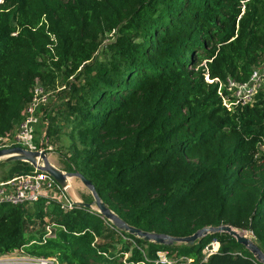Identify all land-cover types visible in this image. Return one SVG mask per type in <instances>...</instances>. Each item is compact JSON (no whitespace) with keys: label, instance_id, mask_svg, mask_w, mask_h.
<instances>
[{"label":"trees","instance_id":"trees-1","mask_svg":"<svg viewBox=\"0 0 264 264\" xmlns=\"http://www.w3.org/2000/svg\"><path fill=\"white\" fill-rule=\"evenodd\" d=\"M263 60L264 0H2L0 138L22 121L37 81L64 72L68 95L43 118L49 141L70 128L61 168L84 174L132 226L185 237L231 225L264 251V90L234 111L219 93ZM8 163L23 168L2 179L34 170ZM214 236L220 249L204 260ZM15 251L62 264H263L227 232L169 246L44 197L0 203V257Z\"/></svg>","mask_w":264,"mask_h":264},{"label":"built area","instance_id":"built-area-1","mask_svg":"<svg viewBox=\"0 0 264 264\" xmlns=\"http://www.w3.org/2000/svg\"><path fill=\"white\" fill-rule=\"evenodd\" d=\"M1 2L2 0H0ZM263 90L264 60L245 81L229 77L227 80L219 82V93L223 99V104L232 111L254 104L258 94ZM40 92L42 91L36 84L34 96L24 109L22 121L16 131L0 138V149L18 145L26 149L46 150L49 153L54 150L44 134L38 140L41 147L37 149L35 144L34 129L38 120L37 115L41 105L48 101V98H40ZM43 197L57 201L64 209L73 208L74 205L78 204V201L69 195V189H64L51 175L36 167L29 173H20L11 178L0 180V203L8 202L13 205H22L37 202ZM51 235L52 229L47 227V234L44 237ZM220 246L219 238L214 236L202 251L204 260H208L212 254L220 249ZM18 252L21 255L17 257L14 254V257L3 255L5 257L2 258L1 256L0 264H62L55 256H35L26 254L24 251H15V253ZM163 253H160L161 261L172 263L167 258V254ZM127 256L128 254H126ZM187 261L191 263L193 259L188 258Z\"/></svg>","mask_w":264,"mask_h":264},{"label":"water","instance_id":"water-1","mask_svg":"<svg viewBox=\"0 0 264 264\" xmlns=\"http://www.w3.org/2000/svg\"><path fill=\"white\" fill-rule=\"evenodd\" d=\"M50 154L51 153L46 150L26 149L18 145L0 149V159L3 158L7 162L15 160L28 162L29 164L38 168L40 171L51 175L66 190L70 189L74 178H79L90 189L93 195V201L85 202L81 200L78 201V204L87 209L97 208L104 218L110 220L120 230L134 234L135 236L143 238L147 241L162 243L169 246H172L176 243H187L193 245L196 240L204 237L208 233L214 234L217 232H227L234 236L240 244L245 245L255 255L256 259L264 264V251L261 249L258 243L248 234H242L231 225L204 227L195 232L193 235L185 237H176L155 231H145L130 225L101 199L95 185L91 180H89L79 171H68L61 168L51 160ZM250 233L253 234L252 232Z\"/></svg>","mask_w":264,"mask_h":264},{"label":"rangeland","instance_id":"rangeland-1","mask_svg":"<svg viewBox=\"0 0 264 264\" xmlns=\"http://www.w3.org/2000/svg\"><path fill=\"white\" fill-rule=\"evenodd\" d=\"M114 39L113 33L112 34H108L105 37V41L103 42V44H105L106 42H109L111 40ZM105 45H103L102 47H104ZM55 78L54 79H47L44 82L42 80H38L37 81V87L41 89L42 92H40V98L41 97H45L48 98L47 102L43 103L41 105V109L38 112L37 115V122L35 124V129H34V139L36 141L40 140L41 136L43 135L44 132V126H43V118L45 119L44 116H46V112L47 110L54 108L55 106H57V104H60L61 102H63L66 98V96L68 95V92H66L65 90V75L64 72H58L55 70ZM51 101H54L53 103L50 104ZM54 104H56L54 106ZM60 107V106H59ZM59 109H57L58 111ZM52 111V110H51ZM56 111V112H57ZM61 125V122L57 121V127ZM18 126L16 127L15 131L17 130ZM70 131L69 127H63L61 132H59L58 134H54L50 136V145H52L54 147V150L51 151L50 157L51 160L54 161L57 165H59L60 167H65L66 166V156H69L72 152V144L74 143L73 140L70 138V136L68 135V132ZM4 159H0V162H2ZM12 165H16V168H23V164L22 163H16V164H5V165H1L0 164V180L3 177L4 173H8L9 169L12 167ZM69 195L75 199L76 201H81L83 200L85 197L89 198L90 196L93 195L90 191V189L79 179V178H74L73 179V184L69 189ZM84 201V200H83ZM93 201V200H92ZM95 210L98 211L97 208H95ZM239 232H241L242 234H248L252 239H254L253 234H251L249 231L246 230H241L236 228ZM117 247L121 248V243H117L116 244ZM17 257L19 255H21L19 252L18 253H11L10 255H5V256H12V257ZM164 254V253H163ZM5 256H2V258H4ZM183 264V263H182Z\"/></svg>","mask_w":264,"mask_h":264},{"label":"crops","instance_id":"crops-1","mask_svg":"<svg viewBox=\"0 0 264 264\" xmlns=\"http://www.w3.org/2000/svg\"><path fill=\"white\" fill-rule=\"evenodd\" d=\"M53 162H54V161H53ZM54 163H55V162H54ZM55 164H56V163H55ZM58 166H59V165H58ZM79 200H80V199H79ZM79 200H78V201H79Z\"/></svg>","mask_w":264,"mask_h":264}]
</instances>
